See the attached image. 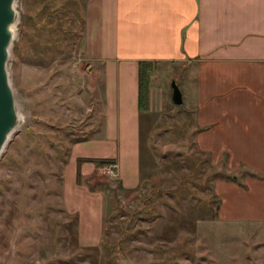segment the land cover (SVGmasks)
I'll return each instance as SVG.
<instances>
[{
  "label": "rangeland",
  "instance_id": "rangeland-1",
  "mask_svg": "<svg viewBox=\"0 0 264 264\" xmlns=\"http://www.w3.org/2000/svg\"><path fill=\"white\" fill-rule=\"evenodd\" d=\"M87 1L15 0L20 121L0 158V264H264V221L231 216L218 191L228 173L243 188L264 173L199 145L193 107L172 97L173 80L186 89L185 63L154 62L140 123L122 120L121 160L94 156L119 140H105V70L85 51ZM246 199L240 215L255 213Z\"/></svg>",
  "mask_w": 264,
  "mask_h": 264
},
{
  "label": "crops",
  "instance_id": "crops-1",
  "mask_svg": "<svg viewBox=\"0 0 264 264\" xmlns=\"http://www.w3.org/2000/svg\"><path fill=\"white\" fill-rule=\"evenodd\" d=\"M83 37L87 55L105 70V140H119L117 150L94 156L121 160L122 120L140 123L139 62L167 60L190 69L180 87L201 126L199 145L264 173V0H88ZM122 70L130 74L123 83ZM138 143L130 145L134 170ZM247 181L249 188L220 180L222 206L226 195L231 216L264 221V179ZM246 196L256 199L255 213L240 215Z\"/></svg>",
  "mask_w": 264,
  "mask_h": 264
},
{
  "label": "water",
  "instance_id": "water-1",
  "mask_svg": "<svg viewBox=\"0 0 264 264\" xmlns=\"http://www.w3.org/2000/svg\"><path fill=\"white\" fill-rule=\"evenodd\" d=\"M18 16L15 0H0V158L20 121L9 70V58L15 36L14 25ZM172 86L173 101L176 104L183 103L184 96L179 83L173 80Z\"/></svg>",
  "mask_w": 264,
  "mask_h": 264
},
{
  "label": "trees",
  "instance_id": "trees-1",
  "mask_svg": "<svg viewBox=\"0 0 264 264\" xmlns=\"http://www.w3.org/2000/svg\"><path fill=\"white\" fill-rule=\"evenodd\" d=\"M85 24V19L82 20V25ZM155 61L153 60H140L139 64V104H140V108L142 109L143 106H144V90H143V82H144V76L145 74H149L150 71L152 70V65L154 64ZM88 138V135L87 136H84V137H80V138H77V140H83V139H87ZM90 160H92V158H90ZM227 179H235L237 180L238 179V176H236L235 174L233 173H228L226 174V177Z\"/></svg>",
  "mask_w": 264,
  "mask_h": 264
},
{
  "label": "built area",
  "instance_id": "built-area-1",
  "mask_svg": "<svg viewBox=\"0 0 264 264\" xmlns=\"http://www.w3.org/2000/svg\"><path fill=\"white\" fill-rule=\"evenodd\" d=\"M113 166L111 165V168H112Z\"/></svg>",
  "mask_w": 264,
  "mask_h": 264
}]
</instances>
